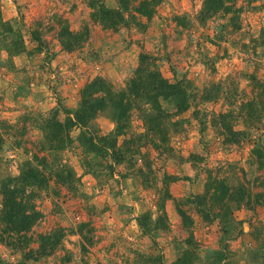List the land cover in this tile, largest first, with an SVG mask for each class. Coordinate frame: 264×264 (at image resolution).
Instances as JSON below:
<instances>
[{
	"label": "rangeland",
	"instance_id": "obj_1",
	"mask_svg": "<svg viewBox=\"0 0 264 264\" xmlns=\"http://www.w3.org/2000/svg\"><path fill=\"white\" fill-rule=\"evenodd\" d=\"M141 1L0 0V217L5 185L31 171L43 181L30 189L40 217L21 249L0 220V264H264L263 111L247 118L253 80L264 82V0H222L216 13L205 0H159L152 18ZM103 9L122 19L113 25ZM63 26L82 35L78 48L62 45ZM141 54L193 96L182 111L162 102L164 142L131 112L118 145L140 153L116 163L89 145L115 133L112 108L86 128L58 123L96 78L129 88ZM205 89L217 98L203 100ZM233 132L244 134L229 142ZM146 214L160 222L148 235L137 222Z\"/></svg>",
	"mask_w": 264,
	"mask_h": 264
},
{
	"label": "trees",
	"instance_id": "obj_2",
	"mask_svg": "<svg viewBox=\"0 0 264 264\" xmlns=\"http://www.w3.org/2000/svg\"><path fill=\"white\" fill-rule=\"evenodd\" d=\"M159 0H144L141 1L139 6L136 8L137 12L147 18H152L156 12V7ZM222 0H205L204 10L207 12L216 13L223 9ZM103 14L107 17V21L114 22L113 25L118 23L117 20L122 19V16L116 10L103 9ZM62 45L68 49L78 48V44L82 39L80 33L73 34L69 27L63 26L60 32ZM141 66L136 72V77L132 79L131 85L126 90H115L111 84H109L104 78H96L91 83H88L80 92V100L77 110L72 117L67 119L66 123H58L61 130L66 127L71 128H86L89 122L93 121L99 114L106 111L107 108H112L114 110V120H115V133L109 136L99 137V143L93 144V139L90 140V147L93 152H96L102 157H111L116 163H121L125 159V155L139 154V147L131 148V143L129 140H125L123 145H118V138L125 136L127 133V123L130 117V113L134 110H138L142 114L146 121V126L149 127L154 135H159L161 141L164 142L166 138L165 134V121L169 118V115L165 112L162 107V102L169 99L175 98L178 100V110H187L190 107V99L192 98L187 87L183 86L182 82H171L165 79L161 73L153 72L144 67V63L147 60L146 54H141L140 56ZM254 89L256 91L254 94V101L249 104V111L247 112V118L256 121H260V111H263L264 118V82L253 80ZM201 98L203 100H213L217 98V94L209 93L207 89L202 92ZM257 102V105H256ZM262 106V110H258V106ZM251 108V110H250ZM70 116V115H69ZM262 117V116H261ZM242 132H233L230 137L229 142H238L240 138L238 136L243 135ZM97 139V138H96ZM3 139L0 135V146L2 145ZM134 143V142H133ZM155 147L160 148L159 144H154ZM2 147H0L1 150ZM146 169L150 170L147 166ZM39 173L36 171L29 172L27 175L23 174L19 180H17L16 186L8 187L5 185L3 190V208L2 215L0 217L1 223L3 225V230L1 234L5 235H17L18 239L14 243L17 248H22L24 243L20 239V235L31 231L34 225L37 223L40 213L36 210L34 205V200L36 199V193L31 188L34 189L37 184L43 182L38 180L37 175ZM33 180L34 183L32 182ZM13 180H10L11 183ZM171 182H175L172 178ZM7 183V184H9ZM146 183V181H145ZM164 184H166L164 182ZM34 186V187H32ZM162 193V192H161ZM164 196L169 200L172 195L169 192L167 186L164 188ZM152 220L150 214L142 215L137 218L139 226L143 229L144 234L148 235L152 230L154 232L158 230L159 220ZM152 223H155L152 229ZM84 226H89V223L84 224ZM61 236L56 239H48L50 241H43L40 245L39 252L50 254L51 250L56 247L60 241ZM6 241L7 240H2ZM91 242V241H89ZM9 245H13L12 242H7ZM11 243V244H10ZM8 245V244H7ZM34 256V251H30L26 254V260ZM160 260L151 258L147 260L149 263L159 264ZM25 264V263H22Z\"/></svg>",
	"mask_w": 264,
	"mask_h": 264
}]
</instances>
